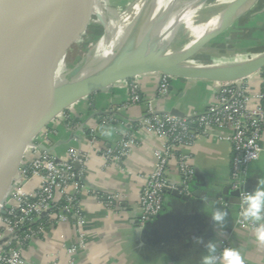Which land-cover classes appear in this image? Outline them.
Listing matches in <instances>:
<instances>
[{
	"label": "crops",
	"instance_id": "0c3cea01",
	"mask_svg": "<svg viewBox=\"0 0 264 264\" xmlns=\"http://www.w3.org/2000/svg\"><path fill=\"white\" fill-rule=\"evenodd\" d=\"M241 29L247 30L244 40L240 41L246 47L241 55L248 57L247 54L253 53L251 44L264 42V6L244 17L227 32L226 38L234 40L243 32ZM233 45L235 43L229 41L225 47ZM217 55L213 56L220 60L235 58L224 56V52ZM138 79L144 101L126 106L129 94L125 80H121L106 88L110 91L96 92L69 107V122L59 118L52 125L55 155L65 158L72 147L88 155L83 179L88 192H83L80 199L86 220V245L73 255L67 251L79 241L74 219L47 224L44 232L24 248L23 264H200L205 245L210 241L216 243L217 252L222 243L227 242L231 249L239 252L242 264H264V246L255 239L257 225L242 227L238 198L225 193L229 188L232 149L229 141L216 135L200 136L190 149L195 169L190 199L186 201L169 193L161 217L153 220L154 228L137 225L144 175L154 170L155 150L163 147L160 137L136 129L139 120L148 113L149 101L161 113H171L174 108L181 115L190 116L203 112L217 101L219 86L208 79L176 78L172 79L169 92L160 94L159 75L144 73ZM244 79L254 89L262 86L259 72ZM101 127L111 129L112 134L102 135ZM130 130L135 131L138 143L120 165L106 164L101 150L116 146ZM261 145L260 158L251 164L247 176L251 192L264 186V136ZM169 177L177 183L181 180L176 158L169 162ZM38 184L39 178L35 177L27 189H34ZM95 192L119 193L121 204L108 208ZM214 206L229 213L222 229L209 215Z\"/></svg>",
	"mask_w": 264,
	"mask_h": 264
},
{
	"label": "built area",
	"instance_id": "2783aa9c",
	"mask_svg": "<svg viewBox=\"0 0 264 264\" xmlns=\"http://www.w3.org/2000/svg\"><path fill=\"white\" fill-rule=\"evenodd\" d=\"M261 74L262 86L258 89L243 80L219 85L217 101L203 112L190 116L161 113L149 101L148 113L139 120L136 129L157 135L162 139L163 147L155 150L157 160L154 170L144 175L137 225L143 228L161 214L166 207V195L180 187L182 195L192 196L195 169L191 164L190 149L200 136L216 135L231 145L229 190L239 192V223L242 227H255L251 221L242 218L241 201L246 193H251L247 187L248 172L251 164L262 153L264 72ZM169 88L167 79L160 81V94L168 93ZM127 89L129 98L126 106L145 100L139 83ZM65 119L68 121L69 116ZM137 143L135 131L130 130L120 138L116 146L102 149V158L106 164L120 165ZM67 152V157L59 158L51 151H39L33 165L26 164L19 170V178L13 181L6 201L0 205V210H5V213H0V264L25 263L23 250L30 240L40 236L47 224H56L70 218L74 219L79 241L67 248L68 253L73 255L85 247L86 220L80 208V199L83 192H88L83 180L88 155L75 147ZM172 158L178 161L181 177L179 183L169 177V162ZM35 177L39 178V184L34 189H27ZM95 193L108 208L121 204L119 193ZM225 249H231L227 242L222 243L218 253Z\"/></svg>",
	"mask_w": 264,
	"mask_h": 264
},
{
	"label": "water",
	"instance_id": "95a60500",
	"mask_svg": "<svg viewBox=\"0 0 264 264\" xmlns=\"http://www.w3.org/2000/svg\"><path fill=\"white\" fill-rule=\"evenodd\" d=\"M81 1L30 0L37 23L36 46L24 50L20 35L16 32H12L10 35L7 51L0 66V201L5 194L3 183L8 166L15 162L16 170L19 169L28 147L26 145L48 122L75 103L96 92L106 90L108 86L120 80L163 69V63L158 53L151 51L147 57L131 64L112 66L81 82L64 83L47 89L36 100L30 102L36 88H42L54 82H44V78L60 56L62 48L60 42L66 29L72 23ZM158 2L159 0L147 1L140 16L142 26L153 19L158 10ZM227 67L228 72L233 74L239 72L240 75L243 74L242 78H245L264 68V56L247 65L230 64ZM175 75L223 81L220 76L202 71ZM12 107L16 108L19 122L17 126L1 133L4 113ZM171 114L184 116L174 108ZM11 180L10 178L9 185ZM191 188L193 189V185ZM180 189L181 187L172 193L186 201L189 200L191 196L182 195ZM225 193H231L236 197L239 195V192H231L229 188L225 190ZM0 213H5V210H0ZM160 217L161 214L155 219ZM144 228L153 229L154 221L148 222Z\"/></svg>",
	"mask_w": 264,
	"mask_h": 264
},
{
	"label": "bare ground",
	"instance_id": "6f19581e",
	"mask_svg": "<svg viewBox=\"0 0 264 264\" xmlns=\"http://www.w3.org/2000/svg\"><path fill=\"white\" fill-rule=\"evenodd\" d=\"M207 1L208 0H186L179 8L181 11L173 14L172 11L170 13L168 12L172 9L175 10L174 6L177 5V0H159L156 15L146 27L141 25L140 20H133L134 10H130L124 15H116L115 18L109 20L116 23L118 26V34L111 40L114 43L116 42V47L113 53L106 59L105 57H100L99 59L91 58L89 61L84 62L81 65V68L77 67L74 72L64 79L40 89L36 88L37 90H34L30 102L36 100L47 89L55 88L64 83L81 82L104 72L112 66L131 64L147 57L151 51H156L158 53L163 63L162 70L175 69L174 71L176 74L182 72H184L183 74H190L192 72L202 71L220 76L223 78V81L229 82L242 79L243 74L240 75L239 72L234 74L230 73L228 72L227 66L230 64L247 65L255 59L263 57L264 52L248 60H241L239 57L229 60H220L212 55H207V53L201 54L199 58L195 59H192V56L202 47L203 43L210 36L218 31H222L226 26L231 24L242 13H244L254 0H233L228 3H226L225 0H218L217 3L219 7L226 4H228V6L221 8L217 13L208 16L205 20L197 24L195 23V18L204 8ZM3 6L4 0H0V66L6 54L12 32H16L20 35L22 49L24 50L32 48L34 41L38 36L36 17L30 0L24 1L13 29H2L1 27ZM188 8L192 9L193 12L189 16L184 17L181 24L173 29L161 32L163 24L167 20L179 17L180 13H183ZM98 12L100 13L101 11ZM162 12L165 15L168 14V18L165 22H162L160 15ZM179 27L187 29V34L185 42L175 51L173 49L174 39ZM164 46L167 48L163 52L162 47ZM18 122L16 108L12 107L8 109L4 113V119L1 123V133L17 126ZM10 178L12 180L9 185ZM17 178H19V169L16 170V164L14 162L10 164L7 169L5 181L3 183L5 194L2 196L0 205L6 201L13 185V181Z\"/></svg>",
	"mask_w": 264,
	"mask_h": 264
},
{
	"label": "rangeland",
	"instance_id": "374dc122",
	"mask_svg": "<svg viewBox=\"0 0 264 264\" xmlns=\"http://www.w3.org/2000/svg\"><path fill=\"white\" fill-rule=\"evenodd\" d=\"M24 1L25 0H4L1 21L2 29H13ZM147 1L148 0H82L74 16L75 20L73 19L70 26L66 29L60 42V44L62 45V48L60 45V56L58 57L54 66L47 73L46 77L44 78V82L54 81L53 83H56L74 72L77 67L81 68V65L84 62L89 61L91 58L99 59L100 57H105L106 59L108 56H110L116 47V42L114 43L111 40L118 34V26L116 23L109 20L111 18H115L116 15H124L130 10H134L133 20L139 21ZM185 1L186 0H177L178 3L174 6L175 10H168V13L172 11L173 14H175L176 12L181 11L179 8ZM231 1L233 0H225L226 3ZM217 2L218 0H208L201 12H199V14L196 16L195 23L198 24L202 22L208 16L217 13L221 8L228 6V4H226L219 7ZM260 6H264V0H254L249 8L244 13H242L235 21L226 26L222 31L218 32L211 39L205 41L202 47L195 54H193L192 59L199 58L201 54L204 53H207V55L209 54L212 56H218L217 53L224 52V56L226 57H230L231 55V57H239L241 60H248L264 52V42L261 44L260 42L262 40H259L255 41L256 43L251 44L253 46V48L251 49L253 53L247 54L248 57H244L243 55H241V50L245 49L246 47H244V44H242V42L240 41L244 40L246 33L245 31L247 30L243 31V29H241L243 32H240V34L237 35V37L235 38L236 40H228V38H226L228 35L227 32L229 30H231L236 24L240 23L242 19H244V17L252 15L254 10L256 8H260ZM187 10L183 12L184 14L180 13L179 17L169 19L167 21L166 19L168 18V14L165 15L162 12V14H160L162 22H166L163 24L161 32H164V30L168 31L181 24L183 18L189 16L193 12V10L190 8H188ZM98 11L101 12L99 13ZM148 24L149 23H146L145 25H143V27H146ZM186 34L187 29H183V27H179L178 31H176L173 48L175 51L178 50L185 42ZM229 41L234 42L235 45L226 48L225 44L229 43ZM36 44L37 39H35L33 47H35ZM166 48V46L162 47V51L164 52ZM247 49L250 51V48L247 47ZM174 70L167 69L162 71H149L146 73L159 75V81L167 79L169 83H171L172 79L176 78L184 79L186 81L196 79L183 75H175L176 72ZM261 72H264V68L260 70L259 73ZM251 75H248L246 77H250ZM138 80V76H135L125 80L124 83L125 85L127 84L126 87H130L132 84L138 83ZM208 80L213 81L218 85L225 84V82L221 80ZM240 80H243L245 82L244 78ZM109 89L102 90L97 93H103L104 91H107ZM68 113V109H66L61 115L48 122L39 131V133L33 137L31 142L28 143V147L26 146L27 149L19 165V170L22 169V167L26 164L33 165V162L35 161L36 156H38L39 151H51L53 153L55 146L52 140V134L54 133L52 130V125L59 118H67Z\"/></svg>",
	"mask_w": 264,
	"mask_h": 264
},
{
	"label": "clouds",
	"instance_id": "9594fccd",
	"mask_svg": "<svg viewBox=\"0 0 264 264\" xmlns=\"http://www.w3.org/2000/svg\"><path fill=\"white\" fill-rule=\"evenodd\" d=\"M101 134L110 136L111 129L101 127ZM241 216L245 221L257 225L255 228L256 242L264 246V186L257 187L253 192L246 193L241 201ZM212 221L218 228H224L229 213L219 207H213L210 212ZM200 241L197 240V243ZM205 254L201 257L200 264H242L241 256L235 249H225L217 252V245L210 241L205 245Z\"/></svg>",
	"mask_w": 264,
	"mask_h": 264
}]
</instances>
